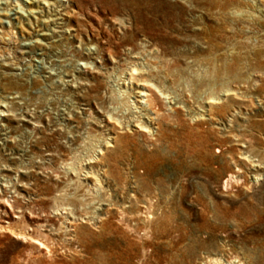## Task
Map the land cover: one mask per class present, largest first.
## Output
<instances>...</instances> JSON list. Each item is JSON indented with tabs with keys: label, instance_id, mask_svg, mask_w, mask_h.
Wrapping results in <instances>:
<instances>
[{
	"label": "rangeland",
	"instance_id": "374dc122",
	"mask_svg": "<svg viewBox=\"0 0 264 264\" xmlns=\"http://www.w3.org/2000/svg\"><path fill=\"white\" fill-rule=\"evenodd\" d=\"M126 94L152 131L108 118ZM0 110V226H50L49 249L0 229V264H264V0H0ZM111 138L103 187L119 209L159 202L153 231L117 214L64 241L55 199L82 208L61 166Z\"/></svg>",
	"mask_w": 264,
	"mask_h": 264
},
{
	"label": "bare ground",
	"instance_id": "6f19581e",
	"mask_svg": "<svg viewBox=\"0 0 264 264\" xmlns=\"http://www.w3.org/2000/svg\"><path fill=\"white\" fill-rule=\"evenodd\" d=\"M30 13H33V12H30ZM154 54H155V50L151 49V50H144L141 52H137L135 56L130 57V58H135L136 61L134 64H133V62L128 61L129 65H127L126 74L129 75V77H128L129 80L133 79L132 76L136 72L137 73L141 72L145 76V75L151 74V72L154 71V69L152 70L151 64L149 65L148 62L145 63V61H147V59L149 57H152ZM80 57H82V55H80ZM138 60H144V65H142V63H138ZM138 66H140V67H138ZM144 81L145 82L147 81L146 78ZM145 82H143V83H145ZM147 89L149 91L153 92L151 88L148 87ZM226 92H229V91L225 90V93ZM145 93L146 92L143 89L140 91L139 94H141V96L144 97ZM163 94H166V96L169 97V100H171L170 103H172V101H173L174 105H177V103L182 104L177 99L178 97L171 96L172 93L167 94V93L163 92ZM127 96H128V94H126V96L124 98V99H126V101L122 102V106L125 107V109L127 108L129 113L125 114L126 113L125 112V113H123V115H121V117H117V116L114 117V115H113L114 112H113L112 114H109L108 118L113 119L120 126L128 129V131L131 129V126H135L136 128L141 129V131H143V133L146 132L147 130L149 132L152 131L149 124H147L146 122H144V120H142V119H144L145 115L144 116L141 115V112H139V115H135L132 112V105L130 104V102H131L130 96H128V97ZM216 97H209L208 98L209 102L206 101V102H204V104H210V103L217 104L219 101L216 102ZM136 109H137V107H136ZM187 112L190 115L193 113L190 109H188ZM199 113L194 112L193 114H195V116H196V114L200 115ZM0 116H5L4 111L0 110ZM146 119H148L150 122H152V120H153L150 118H146ZM129 139L130 138L127 137V140H125V139L122 140V143H123L122 147H125L128 145ZM112 140H113V138L103 140L101 143H98L95 146H92L90 148L89 152L85 153L84 155L78 154L74 157L72 162L66 163L63 166H61V168L64 170L63 172L67 173L69 176L70 175L72 176V179L69 181L71 196H74L75 204L77 205V203H78L79 207L82 208V210H80V213H81L80 216L75 217L74 215H72V212L70 214L66 213L67 209L63 207L62 203H60L61 199H58V200L55 199V201H54V206H55L54 212H55V214L54 215L56 217H58V219L60 217L61 220H63V221H62V223H60V226L58 229L53 228L52 231H53L55 236H60V237L64 238L63 239L64 241H68L70 243L75 239V237L72 234V231H74L72 225H76V223L78 221H83V219H86V221L90 222V223L92 221L97 222L98 219H102V223L106 222L105 226H106V228H108V227H110L108 224H110L112 222V220L115 217H117L116 215L119 214L117 221H119V224L125 226L128 229L127 231H129L132 235H138V233L144 232L148 236V234H149L148 231L152 228L153 222L150 221V219L152 218V216H150V215L152 213H154L156 210H160L159 208L161 206H160L159 202H154L153 198L139 199L136 202L134 201L133 206H127L129 208L126 207L123 209H119L122 206H118L117 204L113 203L112 199H110L113 196L111 194H109V191H106L105 188L103 187L104 186L103 185L104 179L102 181V177H100V174H101L100 170L101 169H99V167H100L99 162H101V159L99 158V155L104 154L105 148L110 146V143ZM153 158L159 159L158 155H156V154L153 155ZM154 162H155V160H154ZM116 178L119 180L121 179L120 176L116 177ZM63 191L64 190H60L59 192H63ZM59 196L61 197L62 195L60 194ZM6 203H7V206H9L10 208H13L12 205L9 204L7 201H6ZM112 206H118V209L116 212H113L112 209H114V208L110 209ZM4 213L7 214L6 209H4ZM43 214H44V217L46 218L45 219L46 222L51 220L49 213H47L46 211H43ZM17 218L20 220L22 219V217L19 215ZM80 219H82V220H80ZM133 222H135V223L133 224ZM35 226H36V229L34 228V229L30 230L33 232L35 231V234L34 233L31 234L30 231L29 232L25 231L24 233L23 232H21V233L16 232L9 225L7 227L0 226V229H2V230L5 229L20 239L32 241V243H37L40 246L49 249V245L47 244V241H46L47 235L40 232L41 231L40 229L47 228V227L49 228L50 226L46 223L43 224V223H39V222ZM111 229H113V228H111ZM46 231H49V230L47 229ZM150 231L152 232L153 230H150ZM143 236H145V235H143ZM139 240H140V238H139ZM147 245H149V243L144 242L142 244L143 249ZM221 262L222 261H219L218 259L215 258V260H213L211 262V264H221ZM229 264H232V263H229Z\"/></svg>",
	"mask_w": 264,
	"mask_h": 264
}]
</instances>
